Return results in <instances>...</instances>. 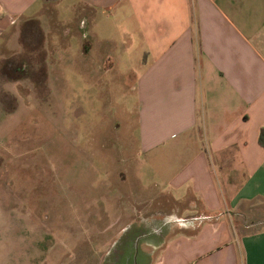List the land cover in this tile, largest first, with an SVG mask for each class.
Listing matches in <instances>:
<instances>
[{"label": "crops", "instance_id": "0c3cea01", "mask_svg": "<svg viewBox=\"0 0 264 264\" xmlns=\"http://www.w3.org/2000/svg\"><path fill=\"white\" fill-rule=\"evenodd\" d=\"M49 37L137 96L128 198L165 229L139 264H264V0H0L4 46L45 70Z\"/></svg>", "mask_w": 264, "mask_h": 264}, {"label": "rangeland", "instance_id": "374dc122", "mask_svg": "<svg viewBox=\"0 0 264 264\" xmlns=\"http://www.w3.org/2000/svg\"><path fill=\"white\" fill-rule=\"evenodd\" d=\"M49 39L45 70L39 54L0 39V264H139L165 229L128 198L141 190L126 148L137 96L118 82L124 69L102 87Z\"/></svg>", "mask_w": 264, "mask_h": 264}, {"label": "trees", "instance_id": "16d2710c", "mask_svg": "<svg viewBox=\"0 0 264 264\" xmlns=\"http://www.w3.org/2000/svg\"><path fill=\"white\" fill-rule=\"evenodd\" d=\"M258 141L260 144L264 146V130L263 129L259 131Z\"/></svg>", "mask_w": 264, "mask_h": 264}, {"label": "flooded vegetation", "instance_id": "af4514ba", "mask_svg": "<svg viewBox=\"0 0 264 264\" xmlns=\"http://www.w3.org/2000/svg\"><path fill=\"white\" fill-rule=\"evenodd\" d=\"M14 68H15L16 70H18V69H19V66H16V65H15Z\"/></svg>", "mask_w": 264, "mask_h": 264}]
</instances>
